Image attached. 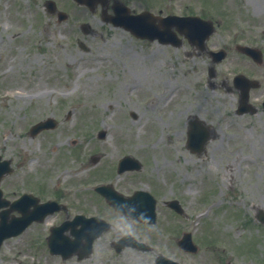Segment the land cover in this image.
I'll return each mask as SVG.
<instances>
[{
	"label": "rangeland",
	"instance_id": "rangeland-1",
	"mask_svg": "<svg viewBox=\"0 0 264 264\" xmlns=\"http://www.w3.org/2000/svg\"><path fill=\"white\" fill-rule=\"evenodd\" d=\"M56 1L69 12L68 19L57 21L43 0H0V148L15 157L18 177L38 170L53 178H75V199L89 206L90 192L82 184L104 176L97 171L102 165L131 153L143 163L144 184L161 197L178 194L185 200L194 214L193 227H198L195 213L203 210L204 196L212 192L208 199L221 202L206 217L218 227L214 235L236 246L243 243L237 247L255 249L253 257L264 259V228H248L247 216L239 217V212L264 209V132L219 122L220 111L231 113L232 99L208 83L205 57L189 55L183 47L143 43L101 23L90 9ZM217 7L225 12V22L215 39L227 27L264 30V0H220ZM80 21L90 23L89 33H83ZM79 37L89 50L81 49ZM50 115L59 125L30 136V125ZM192 116L205 118L218 133L202 153L186 144ZM108 128V137H98ZM74 140L75 161L69 155ZM93 154L101 155L95 164ZM74 166L75 176L63 174ZM199 227L195 235L201 237ZM24 252L14 251L12 262L1 255L0 264L28 259ZM94 259L66 264H93Z\"/></svg>",
	"mask_w": 264,
	"mask_h": 264
},
{
	"label": "flooded vegetation",
	"instance_id": "flooded-vegetation-1",
	"mask_svg": "<svg viewBox=\"0 0 264 264\" xmlns=\"http://www.w3.org/2000/svg\"><path fill=\"white\" fill-rule=\"evenodd\" d=\"M135 1H139L140 5L135 4ZM223 1L226 3L228 0ZM218 5L220 0H161L159 4L151 3L150 0H107L105 5L96 4L95 12L99 13L103 23L109 25L112 24L104 20V12L107 19L115 16L118 10L129 14H142L144 16L142 29L151 27L153 32H158L157 35L160 33L162 40L137 37L126 28L121 29L143 43L174 47L169 44L170 39L181 40V47H184L186 53L191 55L194 51L197 55L205 57L208 64L207 78H210V67L215 66L216 78L211 84L220 86L232 99V107L229 110L231 113L220 111L219 122L226 127L236 122L238 126L242 125V128L244 126L245 131H252L251 128L255 127L264 132V30L259 28L241 30L236 27L231 30L225 27L227 32L220 36V39H215L213 34L207 41V49H197L191 42V28L187 27L188 34H182L177 26H167L162 21V18L174 15L182 17L199 15L213 20L217 30L225 22V12L218 8ZM211 49L222 51L223 55L220 58L215 57ZM130 115L135 116L133 112ZM190 122L191 120L187 123V131ZM226 133L227 131L223 136H228ZM109 134L108 128L106 137ZM2 150L0 148V153L4 155ZM67 152L64 151L63 154ZM69 155H72L75 161V140L70 147ZM92 157L96 159L95 156ZM97 157L99 159L96 160L100 161L101 155ZM121 157L122 155L117 156L113 163L97 169L99 173L106 174L103 176L98 173L101 178L88 189L89 206H83L81 200L77 202L75 199V178L63 179L60 175L53 178L49 174H40L38 170L34 176L18 177L20 171L15 164L16 159L7 155L12 171L0 177V226L5 227L3 233L12 231L13 226L17 228L16 219L24 216L27 225L20 233L9 234L0 239V256L6 255L7 260L12 262L14 251H25L24 255L28 259H20L17 264H66L68 259L93 260L95 256L97 258L93 264H264V259L253 257L255 249H240L243 243L237 247L231 242L220 240L214 235L216 233L214 230L218 227L214 223L213 226L208 224L207 218L202 220L201 224L203 222L204 224L201 227L198 225L203 236H196L198 227L192 226L194 214L185 200L178 194L161 197L151 185L142 182L143 165L141 167L123 165V168H120ZM65 169L68 171V173L64 171L67 175L75 176V166L71 173L68 168ZM97 185L107 186L106 193L98 191ZM143 190L150 192L156 199V218L153 223L141 221L127 213V201L132 197L141 209L149 206V203L145 202L148 196L140 193ZM111 200H115L116 203L112 204ZM173 200L179 201L181 209H176L170 203ZM215 201L220 205V200ZM245 212L242 213V218L247 216L244 224L248 228H254L253 220ZM78 214L101 217L108 222V227L100 234H96L97 227L94 226V239L87 257L79 258L78 254H74L72 257L64 258L59 253H52L51 248L57 241V235L62 237L64 234L75 239L73 231L75 217ZM200 216L205 217L206 214L200 213ZM21 224L22 222L18 226ZM63 224L69 228H66L62 235L55 233L54 229ZM188 245L197 249L194 251L188 249ZM144 254H147L145 259ZM127 255L133 257L129 259L133 261L132 263L127 257L124 258Z\"/></svg>",
	"mask_w": 264,
	"mask_h": 264
},
{
	"label": "water",
	"instance_id": "water-1",
	"mask_svg": "<svg viewBox=\"0 0 264 264\" xmlns=\"http://www.w3.org/2000/svg\"><path fill=\"white\" fill-rule=\"evenodd\" d=\"M79 1H82V2H86V3H88V4H92V1H94V0H79ZM43 124H46V123H40V124H38V126H37V129L38 128H40L41 126H43ZM47 126V125H46ZM131 160V158H129V157H126V158H124L123 160H122V162H121V164H123V163H126V162H129ZM150 209V210H149ZM148 210L151 212V211H153V208H149ZM129 210L131 211V212H133L134 214H137V216L139 215V217H141V218H144V217H149V215L147 214V215H142L141 214V211H137L136 212V210L134 209V208H129ZM91 220H94L93 218H88V219H85V220H83L84 221V223H82L83 224V227H82V229L80 230L81 232L79 233V234H85V235H87V236H89V232H90V229H91V227H90V225H89V221H91ZM76 242V241H75ZM77 247H78V245L75 243V250L77 249ZM74 249V248H73ZM72 249V250H73Z\"/></svg>",
	"mask_w": 264,
	"mask_h": 264
}]
</instances>
